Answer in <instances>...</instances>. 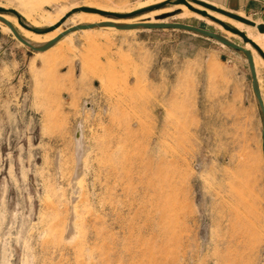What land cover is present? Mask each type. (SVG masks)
<instances>
[{"label": "rangeland", "instance_id": "1", "mask_svg": "<svg viewBox=\"0 0 264 264\" xmlns=\"http://www.w3.org/2000/svg\"><path fill=\"white\" fill-rule=\"evenodd\" d=\"M144 1L0 6L48 26L73 5L128 12ZM176 6L156 20L238 40L259 57L209 16ZM66 20L62 30L73 27ZM6 27L0 21V264H264L262 118L242 51L168 26L78 28L39 50Z\"/></svg>", "mask_w": 264, "mask_h": 264}, {"label": "water", "instance_id": "2", "mask_svg": "<svg viewBox=\"0 0 264 264\" xmlns=\"http://www.w3.org/2000/svg\"><path fill=\"white\" fill-rule=\"evenodd\" d=\"M188 1H194L197 2L199 4H201L202 6H204L205 8H209L211 10H214L216 12H218L219 14H223L226 15L232 19H236L246 25H252L255 26V29H257L258 32L260 33H264V23L263 22H259L256 23L254 19L252 18H247L246 16L240 15L237 12H233L231 10H227L223 7H218L210 2H205L202 0H162L159 2H154V3H150L149 5L143 6V7H138L135 8V10L129 11V12H113V11H109V10H103L100 8H96V7H89V6H83V5H77V7L71 8L70 10H68L67 12H65L63 14V16H61L55 23L53 24H49V26H32L30 25L28 22L25 21L24 17L21 15V13H19L16 9L11 8V7H1L0 6V13H9L12 14L16 17V20L19 24H21L23 27H25L28 30H31L33 32H38V33H46L49 32V30H52L53 28L61 25L64 21V19L66 17H68L69 15H71L74 12H77L78 10H82V11H87V12H96L98 14L101 15H112L115 17H123V16H135V14L137 13H142V12H149V10H153V9H161L166 5H177V3H183L185 4L190 10L196 11L201 15L204 16H209L210 18H212L213 20H215L220 26H222L225 30L230 31L232 34H237L242 41L245 43H249L250 45H252V47H254V49L257 51V53L259 54L260 57L263 58L264 60V52L261 49V47L258 45V43H255V41H253V39L247 36L246 32L242 29H239L238 27H235L233 25H231L230 23L224 21V20H220L214 16H211L209 14H206V12L204 10L198 9L196 7H194L193 5L191 6L190 3ZM166 14V12H163V14H159L156 18H163L164 15ZM0 21H2L5 24H8V26L11 28L13 34L22 42H24L26 45H28L29 47H31L32 49H45L47 47H49V45L53 44L55 41H57L59 38H61L62 36H64V33L69 31V30H73V29H78V28H87V27H92V26H99V23H78V25H75L73 27H69L63 30V32H61L59 35H57L56 37L52 38L49 40V42L43 43L41 45H36L35 47L32 46L31 44H29V42L27 40H25L22 36H19L16 31L14 30V28L12 27L11 23L8 22H4L2 19H0ZM117 28H150V27H164V26H168V27H173V28H181L184 30H188V31H195L197 33H200L202 35H209L214 37L215 39H217L218 41H220L221 43H225L233 48H238L240 51H242L244 53V55L246 56V58H248V66H249V71L251 72V77H252V82H251V86H253L254 92H255V98L256 101L258 103L259 106V111H260V115L262 118V133H261V144H262V154H263V158H264V104L263 101L261 100V96H260V92H259V86L257 84V79H256V72H255V67H254V63H253V58L251 53L243 46L239 45V44H235L234 42L230 41L229 39H227L224 35H220L218 33L212 32L210 30H205L202 29L200 27H196V26H191L188 24H184L181 22L175 23V22H149V23H135V24H127V23H121V24H114ZM78 132L75 133V135H77Z\"/></svg>", "mask_w": 264, "mask_h": 264}, {"label": "bare ground", "instance_id": "3", "mask_svg": "<svg viewBox=\"0 0 264 264\" xmlns=\"http://www.w3.org/2000/svg\"><path fill=\"white\" fill-rule=\"evenodd\" d=\"M159 1H162V0H147V1H144L143 3L139 4L136 8L138 7H143V6H146V5H149L150 3H154V2H159ZM204 1V0H202ZM190 3V5L198 8V9H201V10H204L206 12V14H209L211 16H214L216 18H219L216 11L214 10H211L209 8L206 7V9L210 10L211 12L207 11L205 9L204 6H202L201 4L197 3V2H194V1H188ZM206 2V1H205ZM173 5V4H172ZM215 5V4H214ZM171 6V5H170ZM74 7H77L76 5L72 6L71 8H74ZM90 7V6H89ZM165 7V6H164ZM161 8V9H153V10H149V12H145V13H140L136 16L138 17H134V18H129V17H111L109 15H106V16H98L99 14L96 13V12H87V11H82V10H78L77 12H74L72 13V15H69L68 17H66L64 19V21L66 20V22H69V23H72V26H75V25H78V23H99L100 25L99 26H96V27H99V28H117L114 24H121V23H127V24H135V23H149V22H164V21H167V20H156L157 16L159 14H163V12H168V10L171 9V7H168V8ZM175 7V6H174ZM178 8H180L183 12V14H186L187 13V6L183 3H177V6ZM219 7V6H218ZM70 8V9H71ZM98 8V7H96ZM221 8V7H220ZM15 9V8H14ZM69 9V10H70ZM100 9H103V10H106L104 9L103 7H100ZM17 10V9H16ZM109 10V9H107ZM135 10V9H134ZM68 11V10H67ZM109 11H113V12H117L119 10H109ZM132 11V10H131ZM193 11V10H192ZM19 12V11H18ZM66 11L64 10H60L59 12H57L55 14V16L53 18H51L48 23L49 24H53L55 23L61 16H63V14L65 13ZM129 12V11H128ZM195 13H198L196 11H193ZM216 12V13H215ZM120 13V12H119ZM8 14V15H7ZM98 14V15H97ZM9 15H12V14H9V13H0V19H2L4 22H8V23H11L12 27L14 28V30L16 31V33L27 40L29 42V44H31L32 46H36V45H41L43 43H46V42H49L50 39L56 37L57 35H59L63 30L61 28V26H57L55 28H53L52 30H49V33H38V32H33L31 30H28L26 29L25 27H23L21 24H19L16 20V17L14 15V17H11ZM197 16H200L199 13L196 14ZM221 15H223L221 13ZM225 17H227L228 23L234 25L235 27H238L239 29H242L244 27L246 28H252V29H255V26H252V25H246L238 20H234L226 15H223ZM25 17V16H24ZM26 18V17H25ZM123 18H129V19H123ZM230 18V19H229ZM248 18V17H247ZM27 19V18H26ZM25 19L26 22H28L27 20ZM250 19V18H249ZM225 21V20H224ZM256 22V21H255ZM1 23H3L1 21ZM29 23V22H28ZM64 23V22H63ZM257 23V22H256ZM259 23V22H258ZM4 24V23H3ZM30 25L32 26H39L38 23L36 22H31L29 23ZM8 25V24H7ZM49 26V25H48ZM9 27V26H8ZM6 27L8 30L9 28ZM94 26L92 27H89V28H79L81 31H84L86 32L87 30H92ZM222 27V26H221ZM11 29V28H10ZM129 29V28H127ZM102 30V29H101ZM248 30V29H247ZM12 31V30H11ZM73 31V30H72ZM106 31V30H105ZM228 31V30H227ZM107 32V31H106ZM230 32V31H228ZM251 32V30H250ZM258 32V31H257ZM74 33V32H73ZM247 34V33H246ZM257 36H254V37H258V38H254V37H251L253 39V41H255V43H258V45L261 47V49L263 50L264 52V33H261L260 35L259 34H255ZM250 36V35H249ZM68 37V36H67ZM250 38V37H249ZM89 39V38H88ZM248 46V45H247ZM246 46V47H247ZM252 46V45H251ZM254 48V47H253ZM256 51V50H255ZM252 52V51H251ZM257 52V51H256ZM255 53L252 54L253 56V63H254V67H255V72L258 74V69H256L257 67V63L261 64V66L264 67V60L262 57H258L256 59V56L254 55ZM258 54V53H257ZM259 55V54H258ZM81 135L79 134V132L77 133L76 135V138H75V146H76V151L78 153V155L81 153ZM79 157V156H77Z\"/></svg>", "mask_w": 264, "mask_h": 264}, {"label": "crops", "instance_id": "4", "mask_svg": "<svg viewBox=\"0 0 264 264\" xmlns=\"http://www.w3.org/2000/svg\"><path fill=\"white\" fill-rule=\"evenodd\" d=\"M214 1H219L220 3H223L230 8H233L234 10L236 9L238 14L240 13V11H243L249 15L250 14L255 15L257 18L256 20L260 22H264V0H214ZM216 6L219 5L216 4ZM219 7H223V6H219ZM233 42L235 44L237 43L242 46V44H240L238 40L233 39Z\"/></svg>", "mask_w": 264, "mask_h": 264}]
</instances>
